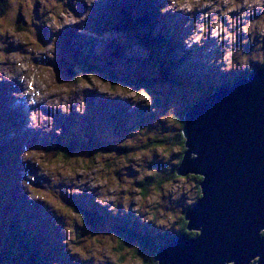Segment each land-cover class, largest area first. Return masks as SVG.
Masks as SVG:
<instances>
[{
	"label": "rangeland",
	"instance_id": "rangeland-1",
	"mask_svg": "<svg viewBox=\"0 0 264 264\" xmlns=\"http://www.w3.org/2000/svg\"><path fill=\"white\" fill-rule=\"evenodd\" d=\"M148 1L163 8L143 33L136 18ZM1 3L2 210L19 212L34 235L51 236L47 248L38 247L47 264H156L147 243L170 242L199 192L195 175L175 173L183 147L173 138L181 132L177 116L210 88L264 63V0H136L134 23L122 29L110 27L121 12L110 0ZM155 34L161 47L145 37ZM91 60L118 80L84 72L67 88L56 67L75 73ZM24 76L39 88L35 96L22 89ZM121 78L151 82L134 87ZM26 102L42 109L32 115ZM140 114L145 126L138 129ZM55 142L73 144L69 159L46 163L33 151ZM154 176L160 183L142 193L141 181ZM62 200L91 206L93 223H83ZM122 228L147 240L129 235L120 246ZM6 237L0 234V264H29Z\"/></svg>",
	"mask_w": 264,
	"mask_h": 264
},
{
	"label": "water",
	"instance_id": "water-1",
	"mask_svg": "<svg viewBox=\"0 0 264 264\" xmlns=\"http://www.w3.org/2000/svg\"><path fill=\"white\" fill-rule=\"evenodd\" d=\"M175 173L199 176L185 230L156 264H264V63L190 105Z\"/></svg>",
	"mask_w": 264,
	"mask_h": 264
},
{
	"label": "trees",
	"instance_id": "trees-1",
	"mask_svg": "<svg viewBox=\"0 0 264 264\" xmlns=\"http://www.w3.org/2000/svg\"><path fill=\"white\" fill-rule=\"evenodd\" d=\"M1 2H2V0H0V15L2 14L3 6H4ZM118 2H121V1L119 0ZM123 9H125V7H123ZM124 27L125 26L122 25L121 28H124ZM149 40H148V42H149ZM58 66H59V64H58ZM56 70L60 71V68L58 67ZM252 70H253V68H252ZM84 72L86 75L99 73L101 76H103L105 79H108L110 82H112L113 80L114 81L118 80V78H116L115 76L104 74V71L102 70V68L94 62H90L89 64H85L80 69V71H76L75 73L68 74L67 72H61L60 71V76L65 81L64 84L68 88H72V86L75 85L76 81L79 80L78 78L84 76ZM120 81H123L124 84H126V85H131L134 87L144 86L147 88L149 87L150 82H151V81L146 80L145 78H140V80L139 79H134V80L132 79L131 80L128 78H121ZM224 85H225V83L222 86H224ZM212 91H213V89L210 88L206 93H209ZM199 98H197V99H199ZM197 99H195V100H197ZM183 114H184V112L181 111L179 113V115L177 116L178 122L180 119L181 124L180 123L179 124L181 125V127L183 125ZM135 125H136V127H135ZM135 125H134L135 128H138V129L144 128L145 120H144V118L143 119L141 118V114L138 115V119L136 120ZM75 138L76 137H74V141L76 142ZM173 138L178 143H181L183 145V137H182L180 130L175 134V136ZM165 140L166 139H163V140L155 139V141L157 143H160L158 145H161V141L164 142ZM72 147H73V144L71 142H67V143L63 144L62 148H59L58 144L56 143L54 146H51V147H48V146L41 147L38 149V152L37 151H35V152L40 154V157L44 162L50 163L51 160L56 159V158L69 159L70 155L73 153ZM183 150H184V146L182 147V151ZM182 151H181V153H182ZM2 157H5V156L0 157V168H1V166H3V161H4ZM180 157H181V155H180ZM8 165H9V163H8ZM194 178L196 179V181H198L200 179V177L196 176V175L194 176ZM159 183H160V179L157 176L147 178V180H145V181H141L142 193L147 188L146 187L147 184H159ZM198 191H199V188H198ZM197 196H199V192H198ZM62 202H63L62 206L64 208H67L72 213H75L77 216L82 217L83 223H87V224L93 223L92 222L93 215H92V212H91L89 206H86V205L80 204V203H75L74 201L68 202L67 200H62ZM1 203H0V234H2L4 237L7 236L6 238L9 237L8 238L9 242L12 243L14 241L17 243V247L19 248V253H20V255L24 254L27 263H29V264H47L48 257L44 252H41L40 250H43L49 246L48 244L46 245V243H49L48 240L51 241V239H52L51 236H49V234H47V237L46 236H40V235H38V236L33 235V233H34L33 229L28 227V223L26 221L19 220L20 219V217H18V215H20L19 212H16V211L12 212V209L8 208L10 210V214H9V213H7V210H2ZM178 223H179L180 229L177 231L176 234L185 233L189 236H194L196 234V232L185 230V220L183 219V215L181 218H179ZM5 227H6V229H5ZM122 230H125V236L121 235L120 246H122V244H124L126 242V240H128L127 238L129 237V235L130 236H136V237L140 238L141 240H143V239L147 240L146 234H144L145 236H142V235L140 236V235H135V233H133V231H131V232L126 231V229H124V228H122ZM40 237H43V238H40ZM9 242H8V244H10ZM141 242H143V241H141ZM147 244L149 245V251L153 250L151 253H153V252L155 253L154 250H156L157 247H154V245H152L151 243H147ZM151 245H152V247H151ZM38 247H42V248L39 250Z\"/></svg>",
	"mask_w": 264,
	"mask_h": 264
},
{
	"label": "bare ground",
	"instance_id": "bare-ground-1",
	"mask_svg": "<svg viewBox=\"0 0 264 264\" xmlns=\"http://www.w3.org/2000/svg\"><path fill=\"white\" fill-rule=\"evenodd\" d=\"M63 30H65V33L67 32V29H70L69 28V26H67V24H64L62 27H61ZM33 86H32V88L30 89V91L33 93V95H34V91H35V87H36V85L35 84H32ZM31 92H29V95H31L32 93ZM50 95V94H49ZM35 96V95H34ZM27 98H29V96H27ZM198 100V99H197ZM197 100H195L194 102H196ZM26 106H29V109H28V111H29V113L30 114H36V107H35V103H31L30 105H27V102H26ZM189 107V106H188ZM187 107V108H188ZM186 108V109H187ZM186 109H185V111H186ZM185 111H184V113H185ZM184 115V114H183ZM24 119H26L27 120V118H25L24 117ZM37 218V217H36Z\"/></svg>",
	"mask_w": 264,
	"mask_h": 264
}]
</instances>
